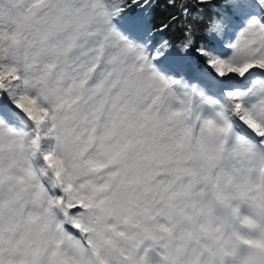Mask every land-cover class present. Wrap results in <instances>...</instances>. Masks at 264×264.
I'll list each match as a JSON object with an SVG mask.
<instances>
[{"label":"snow or ice","instance_id":"snow-or-ice-1","mask_svg":"<svg viewBox=\"0 0 264 264\" xmlns=\"http://www.w3.org/2000/svg\"><path fill=\"white\" fill-rule=\"evenodd\" d=\"M0 264H264V0H0Z\"/></svg>","mask_w":264,"mask_h":264}]
</instances>
